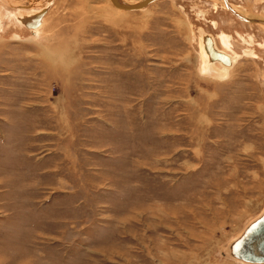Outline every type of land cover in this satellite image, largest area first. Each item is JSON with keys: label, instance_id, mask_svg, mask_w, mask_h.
<instances>
[{"label": "rangeland", "instance_id": "1", "mask_svg": "<svg viewBox=\"0 0 264 264\" xmlns=\"http://www.w3.org/2000/svg\"><path fill=\"white\" fill-rule=\"evenodd\" d=\"M32 2L0 0V264H242L220 251L264 205V32L222 0ZM199 30L231 37L225 75Z\"/></svg>", "mask_w": 264, "mask_h": 264}, {"label": "water", "instance_id": "2", "mask_svg": "<svg viewBox=\"0 0 264 264\" xmlns=\"http://www.w3.org/2000/svg\"><path fill=\"white\" fill-rule=\"evenodd\" d=\"M37 1L38 0H33L32 4ZM109 1L112 5L124 10H138L143 8L146 4L156 0H135L132 2H125L123 0ZM227 8L233 14L240 16L230 7ZM46 10V7L42 8L41 10L33 13L32 16L21 17L17 19V21L24 29L29 30L33 34V28L38 26L40 18ZM200 41L208 63L216 61L223 66L230 65L229 57L213 47L212 39L209 35H201ZM220 254L224 257L246 264L264 263V205L258 214L247 221L235 237L226 243L223 250L220 251Z\"/></svg>", "mask_w": 264, "mask_h": 264}, {"label": "flooded vegetation", "instance_id": "3", "mask_svg": "<svg viewBox=\"0 0 264 264\" xmlns=\"http://www.w3.org/2000/svg\"><path fill=\"white\" fill-rule=\"evenodd\" d=\"M223 2H222V4H223V6L224 7H221V6H215V7H212V9H215V11H222V13H224L225 15H227V16H229V17H231V18H234L235 20H237L238 22H240L241 24H243V25H249V26H255L260 32H264V17L263 16H260V15H255V14H253V12H251V11H249L250 12V14L251 15H255V16H259L258 18L257 17H249V16H247L246 14L248 13L249 14V12H246V11H243V9H242V7L243 6H241V4H239V3H235V2H233V1H231V0H222ZM27 2V1H26ZM211 2V1H210ZM232 4H234V5H232ZM237 4H239V5H237ZM230 5V6H229ZM19 7H27V4L25 3V4H23L22 6H19ZM227 7H230V8H232V10L234 11V12H236L237 14H239L241 17H243V18H241L240 16H237V15H235V14H233ZM24 9V8H23ZM247 10V9H246ZM35 12H37L36 10L34 11V13ZM28 13V12H27ZM246 13V14H245ZM31 13H28V14H26V15H24L23 17H27V16H29ZM196 14V13H195ZM249 17V18H248ZM244 20V21H243ZM214 20H213V18H210V19H208V23H209V25H211V26H213V25H215L214 24ZM216 23V22H215ZM209 34V33H208ZM212 35V34H211ZM213 36V35H212ZM230 39H231V37H230ZM217 44V43H216ZM260 44V43H259ZM263 46H264V44H262ZM218 48H220V47H218Z\"/></svg>", "mask_w": 264, "mask_h": 264}, {"label": "bare ground", "instance_id": "4", "mask_svg": "<svg viewBox=\"0 0 264 264\" xmlns=\"http://www.w3.org/2000/svg\"><path fill=\"white\" fill-rule=\"evenodd\" d=\"M124 1V0H123ZM132 1H135V0H132ZM158 1H160V0H156V1H153V2H151V3H148V4H146L145 6H143V8H141V9H138V10H142V9H144L145 7H147L148 5H150V4H155V3H158ZM114 6V5H113ZM230 6V5H229ZM116 9H120L121 11L122 10H124V9H122V8H119V7H116V6H114ZM232 9V8H231ZM125 11H132V10H126L125 9ZM33 14V13H32ZM32 14H30V16H32ZM28 17V16H27ZM249 18V17H248ZM244 21V20H243ZM33 30H34V32L36 31V30H39V27L38 26H36V27H34L33 28ZM200 31V38H199V40H198V42H197V45H198V50H199V52H200V57H201V63H200V65H201V71L203 72V73H207V74H210V75H215V76H218V77H220V76H222V75H225V73L226 72H228V70H229V68H230V66L232 65V57L233 58H235L234 56H232L231 54H229V53H227L226 51H224L223 49H222V51L221 50H219L217 47H216V45H215V43H214V38H213V36L212 35H210V34H207V35H209L210 37H211V39H212V43H213V47L216 49V50H218V51H220V52H222V53H224V54H226L228 57H229V60H230V65H228V66H223V65H221V64H219L218 62H212V63H208L207 61H206V57H205V54H204V51H203V49H202V45H201V41H200V39H201V35H203V34H206V33H204L202 30H199ZM216 42V41H215ZM230 55V56H229ZM217 65L220 67V68H218L217 67ZM211 79H213V78H211ZM232 261H235V262H239V263H242V262H240V261H236V260H233V259H231ZM242 264H246V263H242ZM264 264V263H263Z\"/></svg>", "mask_w": 264, "mask_h": 264}, {"label": "crops", "instance_id": "5", "mask_svg": "<svg viewBox=\"0 0 264 264\" xmlns=\"http://www.w3.org/2000/svg\"><path fill=\"white\" fill-rule=\"evenodd\" d=\"M237 5H239V4H237ZM32 14V13H31ZM30 16V15H29ZM247 16H249V17H253L251 14H249V15H247ZM214 38V37H213ZM217 40V38H214V43H215V45H216V41ZM229 40H231L229 37H228V35L227 34H225V33H221L220 32V34H219V40H218V42H219V45H216V47L217 46H221V48H223L224 49V47L225 48H229L230 47V41ZM218 48V47H217ZM219 49V48H218ZM219 50H221L222 51V49H219ZM225 53V52H224ZM230 56V55H229ZM235 58H236V56H234ZM253 57H255L254 55H253ZM217 67L218 68H220L218 65H217ZM227 73V72H226Z\"/></svg>", "mask_w": 264, "mask_h": 264}]
</instances>
